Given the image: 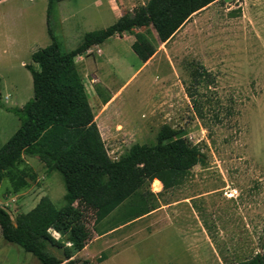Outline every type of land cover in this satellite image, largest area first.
Returning <instances> with one entry per match:
<instances>
[{
  "label": "rangeland",
  "instance_id": "374dc122",
  "mask_svg": "<svg viewBox=\"0 0 264 264\" xmlns=\"http://www.w3.org/2000/svg\"><path fill=\"white\" fill-rule=\"evenodd\" d=\"M146 1L116 0V14ZM23 11L0 13V33L7 28L11 33L10 26L17 21L22 27ZM98 17L91 23L76 19L79 32L116 20L111 15ZM30 28L34 32L35 24ZM135 31L156 47L145 63L131 50L129 34L107 39L102 54L91 49L77 57L109 157L117 159L134 143L153 144L159 128L167 124L199 144L206 163L194 165L173 188L164 190L161 182L155 183L156 191H150L156 208L146 215L115 227L124 211L116 208L93 228L83 254L74 253L73 258L94 264H225L264 254V0H215L193 13L163 43L150 24ZM56 37L64 50L76 46L59 34ZM191 60L213 73L219 99L233 107L232 117L214 125L211 132L194 114L184 91L185 64ZM95 86L109 97L107 103L101 102ZM28 96L19 94L9 102L20 107L22 100L31 98L32 87ZM8 114L0 118L3 142L19 125L18 118ZM19 168L34 178L26 176V185L17 191L8 177L0 184V206L12 219L42 196L56 208L64 204V184L57 171H47L36 157L28 156ZM49 251L61 257L58 249ZM103 254L107 261L99 262ZM0 264L41 263L0 233Z\"/></svg>",
  "mask_w": 264,
  "mask_h": 264
},
{
  "label": "trees",
  "instance_id": "16d2710c",
  "mask_svg": "<svg viewBox=\"0 0 264 264\" xmlns=\"http://www.w3.org/2000/svg\"><path fill=\"white\" fill-rule=\"evenodd\" d=\"M47 0L46 30L49 44L31 53L25 68L32 77L33 94L20 107L0 108L19 120L16 130L0 146V184L8 177L15 191L27 183L19 168L24 156L36 157L47 171H57L64 184V204L56 208L47 196L28 211L13 219L0 206V233L5 241L20 246L41 264H94L88 259L77 261L72 255L92 238V231L116 208L123 207L119 224L142 217L156 208L150 183L161 182L164 190L181 184L191 168L206 163L199 144L190 142L181 131L163 124L153 144H132L117 159H111L100 136L94 114L86 96L75 58L110 37L133 36L130 48L142 62L155 53L154 43L137 28L150 24L158 40L166 42L195 12L215 0H147L123 11L105 27L87 31L70 50L62 46L52 30L55 4ZM36 65L35 66H33ZM187 80L184 91L201 124L211 132L214 125L229 120L233 107L223 103L215 89V77L200 62L185 64ZM97 96L103 103L98 86ZM114 227V228H115ZM51 231L65 239L55 238ZM53 247L61 257L49 251ZM107 255H100L102 261ZM225 264H264V254Z\"/></svg>",
  "mask_w": 264,
  "mask_h": 264
},
{
  "label": "crops",
  "instance_id": "0c3cea01",
  "mask_svg": "<svg viewBox=\"0 0 264 264\" xmlns=\"http://www.w3.org/2000/svg\"><path fill=\"white\" fill-rule=\"evenodd\" d=\"M46 5L47 0H0V13H2L3 11H7V13H13L20 10V8L24 10L22 12L24 14L22 19V27L21 22L17 21L16 24L13 23L10 26L12 27L11 33L9 32V28L5 29V31L7 32L0 33V101L6 106H13L9 102L11 97L19 98V94H26V98L29 97V89L30 87H32V77L30 75V72L25 68V64L30 62L31 53L34 50L40 47H44L50 42V38L46 30ZM115 8L116 0L58 1L55 4L53 13V31L57 36L59 34L61 35V37L69 41H73L77 45L80 42V38L83 36V34L86 31L91 30L87 28L84 33L79 32L77 27V20L79 22L91 23L92 20L98 19L99 15L104 17V19H106L108 15H111V17H115L116 19L120 14H116ZM1 9H3L2 12ZM31 24H35L36 30H34V32L31 31ZM112 38L123 39L122 36L117 37V35L112 36ZM104 43L105 42L98 45H94L89 50L97 49L99 52L101 51L100 54H102L103 51L101 47L102 45H104ZM83 55L77 57H82ZM77 57L75 58L76 67ZM33 66L36 67V65L34 64ZM102 96L107 97L104 95ZM25 99L22 100L20 103H25L27 101H25ZM8 113L9 112L3 111V109L0 108V118L4 116H9ZM17 127L18 126H16V128ZM16 128L12 129L11 133H13ZM1 129L2 128L0 127V132ZM11 133L9 134L11 135ZM2 144L3 141L0 140V146ZM53 232L59 235V233L55 231ZM53 236L55 237V235ZM55 238L59 239V237ZM87 243L80 251H77L75 255L79 256V254H83ZM106 259L107 257L102 261L106 262ZM112 259L113 257L109 260Z\"/></svg>",
  "mask_w": 264,
  "mask_h": 264
},
{
  "label": "built area",
  "instance_id": "2783aa9c",
  "mask_svg": "<svg viewBox=\"0 0 264 264\" xmlns=\"http://www.w3.org/2000/svg\"><path fill=\"white\" fill-rule=\"evenodd\" d=\"M124 35V34H123ZM155 181H156V179H154L152 182H151V190L153 191V192H155L156 191V185H155Z\"/></svg>",
  "mask_w": 264,
  "mask_h": 264
},
{
  "label": "water",
  "instance_id": "95a60500",
  "mask_svg": "<svg viewBox=\"0 0 264 264\" xmlns=\"http://www.w3.org/2000/svg\"><path fill=\"white\" fill-rule=\"evenodd\" d=\"M64 264H66V263H64Z\"/></svg>",
  "mask_w": 264,
  "mask_h": 264
}]
</instances>
